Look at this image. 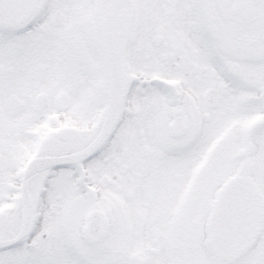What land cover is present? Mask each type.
<instances>
[{
  "label": "snow or ice",
  "instance_id": "6c2138e0",
  "mask_svg": "<svg viewBox=\"0 0 264 264\" xmlns=\"http://www.w3.org/2000/svg\"><path fill=\"white\" fill-rule=\"evenodd\" d=\"M0 264H264V0H0Z\"/></svg>",
  "mask_w": 264,
  "mask_h": 264
}]
</instances>
